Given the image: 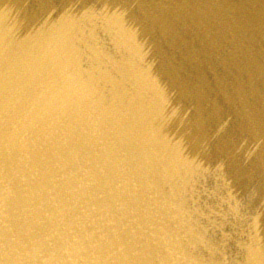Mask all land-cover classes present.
I'll return each mask as SVG.
<instances>
[{"label":"bare ground","instance_id":"obj_1","mask_svg":"<svg viewBox=\"0 0 264 264\" xmlns=\"http://www.w3.org/2000/svg\"><path fill=\"white\" fill-rule=\"evenodd\" d=\"M263 1L0 0V264H264Z\"/></svg>","mask_w":264,"mask_h":264},{"label":"rangeland","instance_id":"obj_2","mask_svg":"<svg viewBox=\"0 0 264 264\" xmlns=\"http://www.w3.org/2000/svg\"><path fill=\"white\" fill-rule=\"evenodd\" d=\"M264 2V1H263ZM58 4V3H57ZM249 4V3H248ZM249 6H251V8L253 9V5H249ZM179 28V33H180V31H181V29H180V27H178ZM182 38H184V36H181ZM259 86H258V88H260L261 90L263 89V85L262 84H259V83H257ZM254 94H255V91L254 90H251V89H249V95H248V97H250V98H254Z\"/></svg>","mask_w":264,"mask_h":264}]
</instances>
